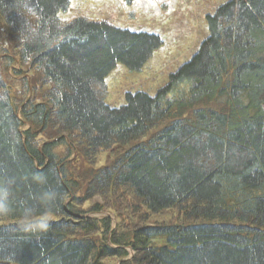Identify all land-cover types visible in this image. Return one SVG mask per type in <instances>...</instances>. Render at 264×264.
I'll use <instances>...</instances> for the list:
<instances>
[{
    "label": "trees",
    "instance_id": "obj_1",
    "mask_svg": "<svg viewBox=\"0 0 264 264\" xmlns=\"http://www.w3.org/2000/svg\"><path fill=\"white\" fill-rule=\"evenodd\" d=\"M69 6L0 0V264H264V0L220 5L168 83L120 107L106 78L162 39ZM14 63L30 79L8 84Z\"/></svg>",
    "mask_w": 264,
    "mask_h": 264
},
{
    "label": "rangeland",
    "instance_id": "obj_2",
    "mask_svg": "<svg viewBox=\"0 0 264 264\" xmlns=\"http://www.w3.org/2000/svg\"><path fill=\"white\" fill-rule=\"evenodd\" d=\"M228 0H134L127 4L125 0H70L67 13L60 17L65 22L76 18H86L96 21H106L110 24L134 32H146L159 36L163 45L155 51L150 61L141 72H132L123 65H117L106 78L108 97L106 103L110 107H120L125 104V95L130 91L156 94L168 81L170 74L181 65L188 62L198 51L200 45L209 36L207 16ZM6 47V29L0 19V48ZM5 55V54H4ZM11 56V53H6ZM18 64H12L7 69L8 84L16 80L29 78V74L17 75L20 71ZM18 70V71H17ZM21 87V85H18ZM32 96V90L29 91ZM25 127L23 130H26ZM64 147L59 148L63 150ZM74 154L66 163L77 160ZM115 160L113 154L102 152L97 156L95 169H101ZM78 163V162H77ZM69 170L77 171L71 165ZM75 166V167H74ZM69 171V172H70ZM94 202H102L96 199ZM129 209V208H128ZM137 210L129 209L130 215L135 218ZM142 214H140L141 216ZM95 218L111 217L112 229L115 228L114 216L110 213H94ZM143 218V215L141 216ZM179 215L168 211L159 217L149 218L143 223L157 224L178 222ZM7 222H0V225ZM117 262L116 264H118Z\"/></svg>",
    "mask_w": 264,
    "mask_h": 264
},
{
    "label": "crops",
    "instance_id": "obj_3",
    "mask_svg": "<svg viewBox=\"0 0 264 264\" xmlns=\"http://www.w3.org/2000/svg\"><path fill=\"white\" fill-rule=\"evenodd\" d=\"M116 69V68H115Z\"/></svg>",
    "mask_w": 264,
    "mask_h": 264
}]
</instances>
